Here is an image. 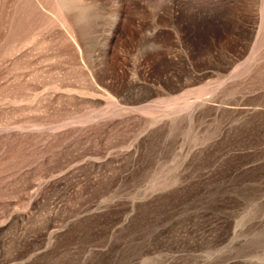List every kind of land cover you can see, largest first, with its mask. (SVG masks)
Masks as SVG:
<instances>
[{
	"label": "rangeland",
	"instance_id": "rangeland-1",
	"mask_svg": "<svg viewBox=\"0 0 264 264\" xmlns=\"http://www.w3.org/2000/svg\"><path fill=\"white\" fill-rule=\"evenodd\" d=\"M0 264H264V0H0Z\"/></svg>",
	"mask_w": 264,
	"mask_h": 264
}]
</instances>
